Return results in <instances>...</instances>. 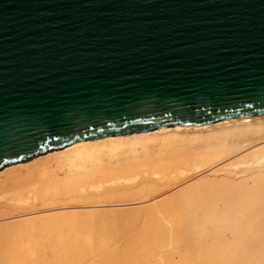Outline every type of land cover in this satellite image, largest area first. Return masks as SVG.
Masks as SVG:
<instances>
[{
    "label": "water",
    "instance_id": "1",
    "mask_svg": "<svg viewBox=\"0 0 264 264\" xmlns=\"http://www.w3.org/2000/svg\"><path fill=\"white\" fill-rule=\"evenodd\" d=\"M264 120V0H0V170L73 145Z\"/></svg>",
    "mask_w": 264,
    "mask_h": 264
},
{
    "label": "bare ground",
    "instance_id": "2",
    "mask_svg": "<svg viewBox=\"0 0 264 264\" xmlns=\"http://www.w3.org/2000/svg\"><path fill=\"white\" fill-rule=\"evenodd\" d=\"M0 264H264V120L0 170Z\"/></svg>",
    "mask_w": 264,
    "mask_h": 264
}]
</instances>
